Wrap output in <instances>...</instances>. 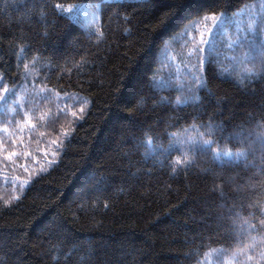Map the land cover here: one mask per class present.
<instances>
[{
	"label": "trees",
	"instance_id": "16d2710c",
	"mask_svg": "<svg viewBox=\"0 0 264 264\" xmlns=\"http://www.w3.org/2000/svg\"><path fill=\"white\" fill-rule=\"evenodd\" d=\"M57 4L99 5L103 36ZM250 6L193 0L162 27L159 0H0V264H264L259 240L238 251L264 218V69L239 83L227 47ZM193 124L247 160L146 155Z\"/></svg>",
	"mask_w": 264,
	"mask_h": 264
},
{
	"label": "snow or ice",
	"instance_id": "6c2138e0",
	"mask_svg": "<svg viewBox=\"0 0 264 264\" xmlns=\"http://www.w3.org/2000/svg\"><path fill=\"white\" fill-rule=\"evenodd\" d=\"M162 7L168 9L163 16L160 19V26L167 27L169 24H171L173 21H181V13L186 11L193 0H159ZM261 8L258 12L254 6L249 7V13L246 19V22L244 21H237L236 22V33H235V39H229L227 43V47L229 49L233 48H241L243 51L239 56H232L230 59L235 62V71H236V78L237 81L241 84H243L245 79H251L257 75V69H256V61L259 60L261 63L262 69H264V23L261 22L260 17L261 15H264V0H260ZM56 7L60 9L62 12L68 13V18L74 20L77 15H82L86 19L87 17L91 16V19L88 20V24L90 28H94V34L100 38L103 36V33L100 31L99 28L95 27L96 24H98L100 19V12L101 8L99 5L95 7L94 10H92L89 13V9L84 4H74L69 5L67 8H64L62 5L57 4ZM212 19L214 22H218L220 26L224 23V15L221 14L219 17L212 16V17H205V19ZM199 21H195L190 24H186L184 27V33H187L188 29L193 26L194 23H198ZM199 43H203V40H201ZM196 51V50H194ZM198 51L202 54L204 52V49H198ZM209 54L211 53V46L208 49ZM207 60V56L201 55L198 58V63L203 66L205 61ZM27 67V66H26ZM225 72L229 71L228 68L223 69ZM192 79L197 83L200 84L201 80L197 76H193ZM19 97H17L18 102ZM7 102V96L0 97V103H6ZM180 99V97H177L175 103L180 104L183 103ZM85 104H87V101H85ZM9 111H14V109L11 108V105L8 106ZM81 111H83V107L81 108ZM75 115V114H73ZM261 129H264V123L258 122ZM195 132V136H188L186 139H178L175 143L171 142L169 143V146L167 148H163L162 146L155 145L152 141L151 137H147L145 140L146 144V155L150 154L152 152H155L157 147L161 148V152H170L171 150L176 149L178 146L183 149L184 145H188L187 150L182 151L183 155V161H181L179 158L176 159V161L172 165V169L175 172L176 170V164H190L192 163L193 156L196 151L200 152H207L208 150H211L213 157L217 160H220L222 157L227 158L229 162H239V161H246L248 157V151L241 147L237 149L235 152H233L231 149L224 148L222 150H218L217 148H212V144L215 143L212 139H204V136L206 134L210 135L211 127L209 126L208 133L201 132L200 127L193 124L190 126ZM185 132L187 129L184 130ZM242 134V133H241ZM251 135V133H249ZM170 137L178 136V133L176 132H170ZM257 138L261 145H264V131H261L257 133ZM189 153H192L193 155L190 156ZM262 162H264V157H262ZM259 170V169H258ZM7 203V202H6ZM255 206V205H252ZM249 215H252L251 213ZM261 216H264V209L261 210ZM235 223V221H234ZM259 226L261 228V232L258 236H251L250 240L247 243H244L243 247H239L238 251L240 253H245L247 249L249 248H255L256 242L259 240L261 244V251L259 252V258L264 259V218L259 219L258 221ZM242 225H246V229H237V240L236 244L240 245L241 241L239 239V235L241 231H247L248 229H253L256 227V225H253L249 222L247 219L241 220ZM208 256V253H205V257ZM53 259L55 260L56 257L53 256ZM253 259L252 256H247V260L251 261ZM197 264H203L202 261L198 260Z\"/></svg>",
	"mask_w": 264,
	"mask_h": 264
},
{
	"label": "rangeland",
	"instance_id": "374dc122",
	"mask_svg": "<svg viewBox=\"0 0 264 264\" xmlns=\"http://www.w3.org/2000/svg\"><path fill=\"white\" fill-rule=\"evenodd\" d=\"M88 9H89V13L92 11V10H94L95 9V7L97 6V5H85ZM100 7V6H99ZM64 8H67V7H64ZM66 15H69L68 13H66V12H64ZM77 19H79V21H81L82 22V24H83V26L84 27H86L87 29H90V30H93L94 28H90V26H89V24H88V20L89 19H91V16H90V14H89V16L87 17V19L84 17V16H82V15H77L76 16V18L74 19V20H77ZM99 21H100V19H99ZM95 27H99V22H98V24H96L95 25ZM210 36H211V34L209 35V32H208V34H206L205 35V37L206 38H210ZM212 37V36H211ZM212 44V43H211ZM211 44H210V46H211Z\"/></svg>",
	"mask_w": 264,
	"mask_h": 264
}]
</instances>
